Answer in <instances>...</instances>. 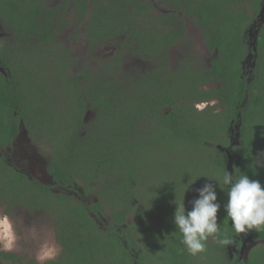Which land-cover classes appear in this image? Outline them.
Segmentation results:
<instances>
[{
    "label": "trees",
    "instance_id": "obj_1",
    "mask_svg": "<svg viewBox=\"0 0 264 264\" xmlns=\"http://www.w3.org/2000/svg\"><path fill=\"white\" fill-rule=\"evenodd\" d=\"M164 2L168 14L154 0H0V20L12 34L0 41L7 72H0V149L23 124L50 151L53 179L95 199L52 193L0 152V203L54 214L63 252L45 264H264V244L248 261L226 252L242 235L264 239V23L256 50L250 46L249 75L242 69L246 31L261 23L264 2ZM70 6L90 42L77 71L78 59L60 40ZM181 11L208 28L215 57L207 70L191 68L188 58L170 69L171 49L185 35ZM107 43L116 46L105 61L113 72L99 78L87 60ZM53 78L74 98L69 120L48 103ZM88 109L95 111L89 122ZM92 214L107 216L108 225ZM0 259L21 260L3 251Z\"/></svg>",
    "mask_w": 264,
    "mask_h": 264
},
{
    "label": "rangeland",
    "instance_id": "obj_2",
    "mask_svg": "<svg viewBox=\"0 0 264 264\" xmlns=\"http://www.w3.org/2000/svg\"><path fill=\"white\" fill-rule=\"evenodd\" d=\"M49 1L50 4L54 6L56 4L58 5L60 2H64L65 0ZM154 1L157 8L156 10L159 12L163 13L169 9V5L164 1ZM71 11L72 7L70 6L68 8V16L74 21V15L70 13ZM72 20L71 23H73ZM82 27V25L79 27H65L60 38L64 47L69 50L70 55L78 59V63L71 68V70L74 71H77L78 68L84 66L83 57L85 54L88 55L89 51L87 46L84 45L86 44L85 41H87V39H84L82 36ZM249 31L251 33L249 37L251 42V39L253 38L252 33L254 32V24L251 26ZM189 33L195 39L194 45L197 46L196 48L200 49L204 54L206 50L204 48L200 31L192 26H189ZM11 35L12 34L9 31H5V29H2L0 25V41L5 38H11ZM114 44L115 43H107L102 45V47L97 51L94 59L91 57L88 59L87 65L99 68L97 69L99 78L112 76L113 69L110 68L108 63L105 61L108 58L113 59L116 47ZM173 55L177 57V53H174ZM205 56L207 57V60H209V62H205V65L210 66L212 62L210 61L212 55L205 53ZM46 57L50 73H54L57 69V55L53 52L48 54ZM133 62L136 65L139 64L140 66H144L142 60L140 59H134ZM250 62L249 65L251 67L252 63L250 64ZM0 72L7 76V72L1 67ZM55 82L54 78L52 81H48V103L53 106L57 118L60 121H66L70 119L73 113L75 101L68 89H57L55 87ZM205 107L206 104H203L199 107V109H204ZM94 113L95 111L88 109L85 116L87 122L91 120ZM235 132L238 136L236 126ZM20 133V136L9 145V148L6 147L4 149H0L8 162L10 160L12 165L14 164L18 168L25 170L24 172L28 173L27 175L30 177H27L30 180L36 182L37 184L51 187L52 193H66L75 199H84L86 201H90L91 204L93 203V196L85 195L83 190L78 189L76 186L65 188L55 182L48 171L52 157V155L49 154L50 151L44 150L42 152L41 149L37 147L31 139H29V133H27L24 127ZM41 139L50 140L45 132L41 133ZM236 142L237 140L234 141L235 144ZM26 151L27 154L25 153ZM58 215L60 216V214ZM101 217L102 216H100V223L103 225L109 222L107 216H104L103 218ZM55 221L56 219L52 213L32 211L26 207H14L9 210L5 203H0V251L14 254L21 259L18 262L13 260L4 261L0 259V264H45L50 261H57L63 252V245H61L60 238L56 232ZM239 238H242V240L246 242L251 240L249 239L251 238L250 235H242ZM232 244L228 245L231 247L226 246V252L229 257L237 255L234 251H232ZM250 244L252 247L258 245L254 243Z\"/></svg>",
    "mask_w": 264,
    "mask_h": 264
},
{
    "label": "flooded vegetation",
    "instance_id": "obj_3",
    "mask_svg": "<svg viewBox=\"0 0 264 264\" xmlns=\"http://www.w3.org/2000/svg\"><path fill=\"white\" fill-rule=\"evenodd\" d=\"M158 1H164V0H158ZM183 1H186V0H183ZM264 2V0H263ZM196 1L193 3V5H196ZM57 5V4H56ZM172 11L171 9V5L169 6V9L167 11H164L163 13L164 14H168ZM263 14H264V8L261 10V14H260V21L261 23L258 25V22L254 24V32L252 33V36L253 38L251 39L252 41L250 42L249 40V37L251 35L249 29L251 28H248V30L246 31V39H245V43L247 44L248 46V49H247V54L245 55V58L244 60L242 61V69L244 71V74L246 75H249L250 73V65H249V62L252 60V56L250 55V46L253 45V42L256 41V37L258 36V30L256 29L257 26H261L262 23H264V17H263ZM179 17L181 18V21L182 23L184 24L183 25V28L185 30V35H184V38L180 40V42L178 44H176L175 46L172 47V51H171V62H170V69L173 71V72H176L178 71V69L181 67V64L180 62L186 60L187 58L189 59V61L192 62L191 64V68H197L198 67V64L200 63H203L204 66L202 65V67H204L206 70L210 68V66H206L205 65V62H209V60H207V57L205 56V53L207 54H210L212 55V58L210 59V61H213V58L215 57L214 56V53L213 51H211V49L209 50V47H208V44H207V41H206V33H207V27L202 25V24H198L195 19L192 17V16H189V15H185L184 14V11H181L179 13ZM70 19L72 20V18L70 17ZM74 21L72 20V22L74 23H71L70 26H74V25H78L77 21H76V17L73 18ZM76 23V24H75ZM0 25L2 27V29L4 28L1 20H0ZM82 36L84 39H87L86 44H84L85 46H88V44H90L88 38H87V34H86V23L84 22L82 24ZM189 26H192L196 29H198L201 33V37L203 39V44H204V48L206 50V52L203 54L202 51L198 48H196L197 46L194 45V37L189 33ZM174 45V44H173ZM174 53H177V57H175L173 54ZM139 60V59H138ZM87 63H88V60H87ZM251 64V62H250ZM254 65V64H253ZM203 105V104H202ZM201 105V106H202ZM207 105V104H206ZM200 107V106H199ZM87 121V120H86ZM240 125V124H239ZM27 131V130H26ZM28 133V131H27ZM20 136V135H19ZM19 136H17L15 139H17ZM31 139V138H29ZM15 141V140H14ZM9 148V147H8ZM7 150H10V149H7ZM27 154V151L25 152ZM1 155H3V153H1ZM4 156V155H3ZM9 164H11V161L9 160ZM12 165V164H11ZM13 166L15 167L16 165L13 164ZM17 167V166H16ZM18 169L20 172H24L25 170H22L20 168H16ZM26 173V172H24ZM27 174V173H26ZM56 182V181H55ZM58 183V182H57ZM59 184V183H58ZM60 185V184H59ZM65 188H69V187H65ZM62 194H66V193H62ZM69 195V194H67ZM93 203L95 202V199L92 200ZM90 203V201H88ZM92 216L98 220V222L100 223V216H97L95 214H92ZM101 226H103V224L100 223ZM108 225V223L106 224ZM108 227V226H107ZM251 239L250 241L246 242V241H243L242 238H239L237 237L232 243V251H234L237 255H235L234 257H230L231 259H234L235 257H239V259H244V261H248L249 259V256H250V252L253 248L255 247H252V245L250 243H254V244H264V239L262 240H259V241H254L252 238H249ZM258 246V245H257ZM228 247H231V246H228ZM2 252V251H0Z\"/></svg>",
    "mask_w": 264,
    "mask_h": 264
},
{
    "label": "water",
    "instance_id": "obj_4",
    "mask_svg": "<svg viewBox=\"0 0 264 264\" xmlns=\"http://www.w3.org/2000/svg\"><path fill=\"white\" fill-rule=\"evenodd\" d=\"M256 43H257V42L254 41V42H253V45L251 46V47H253V50H256V47H255ZM21 126H23V124H22ZM239 126H240V125H237V126H236V128H237V130H238V132H237V133H238V136H239Z\"/></svg>",
    "mask_w": 264,
    "mask_h": 264
},
{
    "label": "clouds",
    "instance_id": "obj_5",
    "mask_svg": "<svg viewBox=\"0 0 264 264\" xmlns=\"http://www.w3.org/2000/svg\"><path fill=\"white\" fill-rule=\"evenodd\" d=\"M21 128L23 129V126H21ZM1 153H2V151H0ZM260 244H258V246H259ZM257 247V246H256Z\"/></svg>",
    "mask_w": 264,
    "mask_h": 264
}]
</instances>
